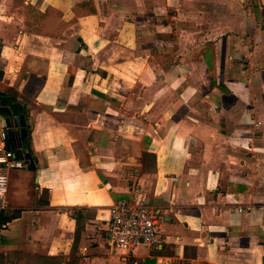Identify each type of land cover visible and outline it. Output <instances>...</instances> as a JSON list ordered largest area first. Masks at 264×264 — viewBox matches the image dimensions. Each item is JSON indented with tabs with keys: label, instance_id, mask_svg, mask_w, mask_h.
<instances>
[{
	"label": "crops",
	"instance_id": "0c3cea01",
	"mask_svg": "<svg viewBox=\"0 0 264 264\" xmlns=\"http://www.w3.org/2000/svg\"><path fill=\"white\" fill-rule=\"evenodd\" d=\"M81 1L0 0V93L27 111L35 162L9 172L21 213L0 264H264V0H90L75 17ZM28 3L75 19L43 33ZM136 188L160 241L126 253L106 225Z\"/></svg>",
	"mask_w": 264,
	"mask_h": 264
},
{
	"label": "built area",
	"instance_id": "2783aa9c",
	"mask_svg": "<svg viewBox=\"0 0 264 264\" xmlns=\"http://www.w3.org/2000/svg\"><path fill=\"white\" fill-rule=\"evenodd\" d=\"M7 138L8 128L0 127V209L8 205L9 172L25 166L23 159L8 147ZM159 224L158 213L136 188L131 198L110 205L106 238L113 249L132 253L139 245L150 247L159 243Z\"/></svg>",
	"mask_w": 264,
	"mask_h": 264
},
{
	"label": "trees",
	"instance_id": "16d2710c",
	"mask_svg": "<svg viewBox=\"0 0 264 264\" xmlns=\"http://www.w3.org/2000/svg\"><path fill=\"white\" fill-rule=\"evenodd\" d=\"M252 4L255 5V1L252 0ZM26 9V16L30 23L34 26L38 27V30L50 34V28L53 24V20L51 17H55L56 14L59 18H61V13L52 7H47L45 11H40L36 9L32 4L25 5ZM72 11L74 12L75 17L86 15V14H93L95 12L94 5L90 0H85L81 2L74 3L72 5ZM75 19V18H74ZM74 19L64 22L60 19L62 28L63 29L67 24L71 23ZM48 27V28H47ZM215 84V83H213ZM16 94H12L11 92L8 93H0V106H10L12 103L17 102ZM1 113V112H0ZM25 120H26V136L23 139H20V133H13L11 129H8V138H7V145L8 147L15 153L16 156L20 157V151L23 153H30L33 155V150L31 147L30 142V130L31 125L27 121V111L24 108L23 111ZM86 211L84 208H71L70 215L76 221V225L79 226V222L83 218V213ZM21 210L20 209H9L3 208L0 209V227L2 225L7 224L11 220L20 216Z\"/></svg>",
	"mask_w": 264,
	"mask_h": 264
},
{
	"label": "water",
	"instance_id": "95a60500",
	"mask_svg": "<svg viewBox=\"0 0 264 264\" xmlns=\"http://www.w3.org/2000/svg\"><path fill=\"white\" fill-rule=\"evenodd\" d=\"M0 112L4 114V126L8 129L18 128L20 139L26 136V120L23 114L22 105L19 102L12 103L10 106H0ZM20 157L25 165L35 167L34 158L30 153L20 151Z\"/></svg>",
	"mask_w": 264,
	"mask_h": 264
},
{
	"label": "rangeland",
	"instance_id": "374dc122",
	"mask_svg": "<svg viewBox=\"0 0 264 264\" xmlns=\"http://www.w3.org/2000/svg\"><path fill=\"white\" fill-rule=\"evenodd\" d=\"M244 4V3H243ZM245 4H246V1H245ZM24 11H25V13H26V9H24ZM184 15H188V12L187 11H185L184 12ZM55 17H51V20H53L54 22H53V24H52V26H51V28H50V31H52V32H54V33H56V32H59L60 30H61V26H62V24H61V21H60V18L55 14L54 15ZM177 16H176V14L175 15H173V12H171V13H169V16H168V19L170 20V25H171V27H172V25H175L176 23H177ZM30 22V21H29ZM34 28H36V29H38V27H34ZM48 28V27H47ZM154 29H156V28H154ZM181 30H183L184 32H188L189 31V27H187V26H184ZM181 30H178L177 28H173L171 31V35L173 34V35H175L174 33H176V35H177V33H180L181 32ZM175 35V36H176ZM0 127H4V114L3 113H0Z\"/></svg>",
	"mask_w": 264,
	"mask_h": 264
}]
</instances>
